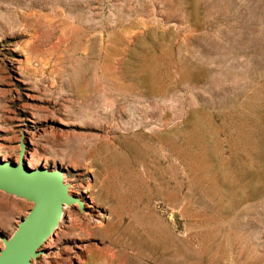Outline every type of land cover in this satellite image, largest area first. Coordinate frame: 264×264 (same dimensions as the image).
Here are the masks:
<instances>
[{
  "label": "rangeland",
  "instance_id": "rangeland-1",
  "mask_svg": "<svg viewBox=\"0 0 264 264\" xmlns=\"http://www.w3.org/2000/svg\"><path fill=\"white\" fill-rule=\"evenodd\" d=\"M0 159L70 197L29 264H264V0H0Z\"/></svg>",
  "mask_w": 264,
  "mask_h": 264
},
{
  "label": "water",
  "instance_id": "water-1",
  "mask_svg": "<svg viewBox=\"0 0 264 264\" xmlns=\"http://www.w3.org/2000/svg\"><path fill=\"white\" fill-rule=\"evenodd\" d=\"M0 188L24 192L34 202L19 220L14 234L5 240L0 250V264H29L56 223L60 201H70V197L53 170L30 169L22 160L14 164L0 159Z\"/></svg>",
  "mask_w": 264,
  "mask_h": 264
},
{
  "label": "bare ground",
  "instance_id": "bare-ground-1",
  "mask_svg": "<svg viewBox=\"0 0 264 264\" xmlns=\"http://www.w3.org/2000/svg\"><path fill=\"white\" fill-rule=\"evenodd\" d=\"M3 153V152H2ZM34 164H36V165H38L39 164V162H36V163H34ZM65 191V193L66 194H68L67 193V189L66 190H64ZM68 201H65V200H61L60 201V205H59V211H58V216H57V219H56V223H55V225L52 227V230H53V228H54V231L57 229V228H60L59 226H60V223H62L63 224V221H62V219H63V212L61 211V209L63 208V210L66 208V207H68ZM61 212H62V214H61ZM60 215H61V217H60ZM60 218V219H59ZM59 221V223L57 224V222ZM38 254V251H37V249H36V253L33 255V256H36ZM33 256H31V258L33 257ZM31 260V259H30Z\"/></svg>",
  "mask_w": 264,
  "mask_h": 264
}]
</instances>
